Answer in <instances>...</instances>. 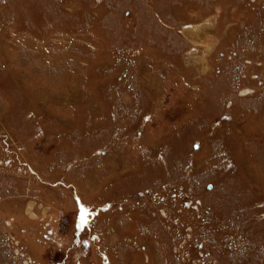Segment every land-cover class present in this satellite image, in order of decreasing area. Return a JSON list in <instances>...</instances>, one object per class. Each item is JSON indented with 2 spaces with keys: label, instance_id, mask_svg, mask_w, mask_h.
<instances>
[{
  "label": "rangeland",
  "instance_id": "rangeland-1",
  "mask_svg": "<svg viewBox=\"0 0 264 264\" xmlns=\"http://www.w3.org/2000/svg\"><path fill=\"white\" fill-rule=\"evenodd\" d=\"M0 264H264V0H0Z\"/></svg>",
  "mask_w": 264,
  "mask_h": 264
},
{
  "label": "water",
  "instance_id": "water-1",
  "mask_svg": "<svg viewBox=\"0 0 264 264\" xmlns=\"http://www.w3.org/2000/svg\"><path fill=\"white\" fill-rule=\"evenodd\" d=\"M84 245L86 246L87 245V242H84Z\"/></svg>",
  "mask_w": 264,
  "mask_h": 264
},
{
  "label": "bare ground",
  "instance_id": "bare-ground-1",
  "mask_svg": "<svg viewBox=\"0 0 264 264\" xmlns=\"http://www.w3.org/2000/svg\"><path fill=\"white\" fill-rule=\"evenodd\" d=\"M212 45V44H211ZM87 247V246H86Z\"/></svg>",
  "mask_w": 264,
  "mask_h": 264
}]
</instances>
